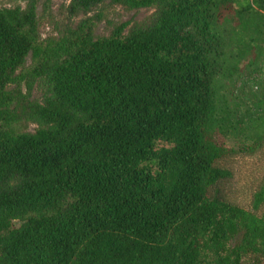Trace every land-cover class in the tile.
<instances>
[{
	"label": "trees",
	"instance_id": "obj_1",
	"mask_svg": "<svg viewBox=\"0 0 264 264\" xmlns=\"http://www.w3.org/2000/svg\"><path fill=\"white\" fill-rule=\"evenodd\" d=\"M52 2L0 0V264H264V168L230 164L264 152V83L225 88L264 0ZM113 6L154 9L96 35Z\"/></svg>",
	"mask_w": 264,
	"mask_h": 264
},
{
	"label": "rangeland",
	"instance_id": "obj_2",
	"mask_svg": "<svg viewBox=\"0 0 264 264\" xmlns=\"http://www.w3.org/2000/svg\"><path fill=\"white\" fill-rule=\"evenodd\" d=\"M12 2L13 0H7ZM65 0H53L52 9L56 11L59 5ZM154 9V6L139 7L126 9L123 6H113L104 10L106 17L100 20L95 27L96 35L107 34L110 31V26L107 24L105 19L117 23L124 20H140L148 16ZM77 20V19H76ZM75 20V21H76ZM40 32L43 36L52 33L53 30L51 26L41 25ZM246 55L241 61V69L235 75L234 79L227 82L225 85L226 90L231 89L228 94L229 104H235L238 106L239 111H243L248 107H254L255 102L259 99L262 86L264 83V56L259 59L257 64L249 65L246 61L249 58ZM30 62V57L27 56V63ZM30 94L33 97L41 98L50 93V86L45 77L37 78L30 88ZM32 128V125L30 126ZM223 139V137H221ZM227 143L234 144L237 140L236 138L226 139ZM253 160L247 164L241 165V159L243 161H249L251 157L239 158L236 157L234 160L230 161L231 166L234 168V174H240L241 176H247L249 173V168L252 167V171L258 176L261 168H264V152L253 153ZM251 169V168H250Z\"/></svg>",
	"mask_w": 264,
	"mask_h": 264
}]
</instances>
